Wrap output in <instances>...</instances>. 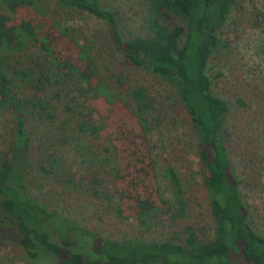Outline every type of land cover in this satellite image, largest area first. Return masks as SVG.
<instances>
[{
	"label": "rangeland",
	"instance_id": "rangeland-1",
	"mask_svg": "<svg viewBox=\"0 0 264 264\" xmlns=\"http://www.w3.org/2000/svg\"><path fill=\"white\" fill-rule=\"evenodd\" d=\"M0 3V13L11 15L5 3ZM37 3L47 14L39 35L56 30L52 19L91 59L102 87L99 93L73 69L61 73L54 57L31 40L6 60L12 69L10 84L14 94L27 103L38 95L44 96L56 107L54 120H39L30 115L29 106L23 111L24 128L30 139L22 171L26 195L52 210L60 221L72 225L74 237L88 256L94 252L89 235L96 239L147 242L175 240L192 227L200 240L212 238L214 221L203 183L196 134L189 112L174 88L145 67L129 62L115 47L103 19L55 0ZM101 3L118 12L123 39L147 34L143 0ZM20 14L27 15L24 10ZM19 18L12 16L13 21ZM220 37L227 44L210 57L208 75L213 92L228 106L222 136L230 157V176L237 182L250 225L264 236V0H240ZM53 38L59 59L76 62L77 48L71 40ZM14 69L27 74L20 76ZM42 72L48 79L39 88L36 79ZM33 79L35 83L31 82ZM135 87H143L152 102L143 120L147 122L146 136L159 194L174 208L172 187L166 176L168 166L184 187L187 209L176 220L165 211H152L144 220L121 216L117 211L120 197L114 187L113 148L107 139H97L78 127L84 119L89 127H99L104 122L103 115L109 114L103 99L93 100L97 95L108 100L120 99L133 110L131 89ZM92 103L98 105L99 111L93 109ZM17 113L15 107L0 106V154L10 150ZM106 147L108 151L104 150ZM0 264L39 263L27 256L14 232H10L0 235Z\"/></svg>",
	"mask_w": 264,
	"mask_h": 264
},
{
	"label": "trees",
	"instance_id": "trees-1",
	"mask_svg": "<svg viewBox=\"0 0 264 264\" xmlns=\"http://www.w3.org/2000/svg\"><path fill=\"white\" fill-rule=\"evenodd\" d=\"M2 1L11 15L0 13V106L15 107L18 113L10 150L0 154V235L14 232L27 256L39 264L48 261L54 264H264V236L250 225L237 182L230 176V157L222 136L228 106L213 92L208 75L209 59L226 46L220 34L240 0H143L147 9V34L128 39L120 35L118 12L104 6L101 0H55L106 21L115 47L129 62L145 67L174 88L189 112L196 134L203 183L214 221L213 236L204 241L192 227L175 240L147 242L96 239L89 235L94 251L89 256L80 248L72 225L60 221L52 210L25 193L22 171L30 139L24 128L23 111L29 106L30 115L39 120H54L56 107L44 96L38 95L27 103L14 94L10 84L12 69L6 60L31 40L54 57L61 73L73 69L99 93L102 82L81 46L64 29L54 25L52 19L56 30L39 35L47 14L39 9L37 0ZM21 10L27 15L20 14ZM13 15L19 16V20L13 21ZM53 36L71 40L77 48L76 62L59 59ZM14 70L20 76L27 74L22 69ZM47 79L42 72L36 84L41 88ZM31 82L35 83V79ZM131 96L133 110L120 99L108 100L97 95L93 100L103 99L109 114L103 115L104 122L99 127H89L85 119L78 127L97 139H107L113 148L114 187L120 197L117 211L121 216L144 220L152 211H165L171 212L170 218L176 220L187 209L184 187L174 169L168 166L166 176L172 187L174 208L172 202L161 198L146 136L147 122L143 120L152 102L143 87L131 89ZM92 106L99 111L98 105L92 103Z\"/></svg>",
	"mask_w": 264,
	"mask_h": 264
}]
</instances>
